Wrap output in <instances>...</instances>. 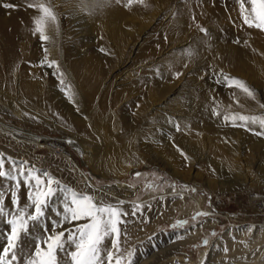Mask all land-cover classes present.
<instances>
[{
	"label": "rangeland",
	"instance_id": "obj_1",
	"mask_svg": "<svg viewBox=\"0 0 264 264\" xmlns=\"http://www.w3.org/2000/svg\"><path fill=\"white\" fill-rule=\"evenodd\" d=\"M4 1L0 0V12L7 9L1 15L8 17L9 8L3 5L10 2ZM102 1L51 0L57 14V39L46 28L48 40H41L40 34L34 38L35 44L46 42L45 48L36 45L37 50L32 52L22 45L10 91L1 87L0 75V160L19 174L28 175L30 171L33 176L47 175L57 192L66 194L68 199L75 190L89 193L105 204L124 207L127 213L132 210L128 212L126 208L134 210L139 206L134 216L124 217L128 223L122 226L127 235L120 238V250L124 251L119 254L121 264H129L130 252L131 261L141 252L147 258L155 253L158 256L171 253L148 264H243L246 257L253 259L256 253L264 251V242L253 244L242 254L222 257L217 252L225 242H246L254 238L258 229H264V138L252 141L244 122L238 119L229 120L226 125L229 131L220 142L213 131L193 134L187 130L186 109L195 107L192 95L202 92L224 104V111L229 114L264 113L260 108L264 103L262 55L258 54L261 58L257 63L225 64L217 71L214 63L206 60L208 50L199 53L202 60L191 59L194 44L206 38L210 30L218 29L217 35L239 52L248 51L254 38L261 40L264 48V31L244 24L238 0H146L139 13L123 16L117 25L107 22L103 25L100 14L103 9L129 7L128 0ZM245 7L250 11L247 0ZM214 11V19L208 21L207 15ZM45 49L49 62L57 61L59 71L56 66L41 64ZM34 54L38 60L32 59ZM96 58L106 60H102L101 72L94 70L92 60ZM176 59L179 70L171 68ZM161 72L163 85L171 86L164 95L144 96L134 87L122 91L120 99L110 103L120 88L143 76L149 81ZM61 73L64 84L60 82ZM96 76L101 80L96 98L106 88L111 104L108 113H117L121 118L115 127L107 119L96 126L92 122V110L99 105L89 97L86 84ZM225 76L246 82L255 90V100L235 84L230 86ZM34 80L40 88L31 99L25 89ZM183 95H188L192 102L186 104ZM45 100L49 106L42 103ZM137 112L163 114L172 128L159 134L167 141L164 146L158 139V146L155 143L150 150L139 140L132 147L135 161L126 162L114 150V135L122 133L128 123L134 124ZM62 113L76 121L75 128L66 126ZM139 123L129 132L132 138H140L142 123ZM148 124L153 123L148 120ZM4 125L26 132L20 134ZM168 132L180 134L182 143L170 140ZM222 142L231 146L232 152L221 150L227 157L218 159L215 148ZM108 191L115 192L117 198L109 196ZM180 191L192 198L184 206H171L175 202L173 193ZM197 197H201V206L190 209ZM120 201L123 203L119 204ZM183 221L187 223H180ZM208 221L216 223L204 226L201 236L188 245H179L188 232L198 230ZM248 225L251 232L242 234Z\"/></svg>",
	"mask_w": 264,
	"mask_h": 264
},
{
	"label": "bare ground",
	"instance_id": "obj_2",
	"mask_svg": "<svg viewBox=\"0 0 264 264\" xmlns=\"http://www.w3.org/2000/svg\"><path fill=\"white\" fill-rule=\"evenodd\" d=\"M8 1L10 2V3L8 2L9 4L15 5V7H11L8 9V13H9L8 17L2 16L4 15L2 13L7 12V9L2 8L3 9V10L1 9L2 13L0 12V75L2 76L1 87H4L5 90H7V92L10 91L12 87L11 76L14 74V72L18 70V67H19V65L17 64L20 61V49H22L24 46L25 48L31 49L33 52L34 50H37V48H35L36 45H39L41 48L46 47L45 45L46 42L44 41L38 44L37 43L35 44L34 42V38L39 33H34L35 25L33 23V17L38 16L39 12L33 7H28V5L30 3H33L34 0H8ZM104 2L105 0L102 1V3ZM146 2L147 1L145 0V3H143L142 5H139L141 3L137 2L123 9H116L115 7L109 8L108 10L103 9L102 15L100 14V17H101L100 19H102L103 25L105 24V22L111 23L112 25L113 24L117 25V22L123 16L130 14V13H134V12L139 13L143 5L146 4ZM215 12L216 11H214L213 14L209 13L207 15V20L209 19L208 21L212 20L211 18H213V16L215 15ZM46 28H48V30L50 31L52 30V35L54 36L53 39L56 40L58 37L57 24L48 25ZM217 31L218 29L210 30V34L206 38L205 37L204 39L200 38L199 41H196V43L194 44L195 46L192 48L194 49V54L193 56H191V59L194 58L197 60H202V57H200L201 55L199 53L202 52V50L203 51L208 50V53L206 52V55H205L206 60L212 61L215 65L214 70L217 71V69L220 66L225 65V64L232 63L233 65H235L239 62H246V63L256 62L257 63V60L261 58V57H258L259 55H262V58H264V50H263L264 48H263V43L261 44V40L259 41L256 38L252 39V41L250 40L251 42L249 43L250 47L248 51H243V52L242 51L239 52L238 50L234 51L235 47L234 48L229 47L228 40H223L224 38H222L220 34L217 35ZM24 54L25 56H27L26 53ZM256 56L258 57L257 59H256ZM32 59L38 60L37 55L33 56ZM102 60H105V59H102ZM102 60L101 61L99 59L97 60V58L95 61L92 60V62L94 63L93 67L95 71H100V72L102 71ZM171 68L178 69V70L180 69V64L178 62V59L173 61V63L171 64ZM162 77H163V73L161 72V73H157L151 76L149 81H147V78L144 76L142 78H137L134 81H132L131 84H128L120 88L119 93L116 94V96L112 98V102L110 103L111 104L116 103L120 99L119 94L122 91H127L130 89H133L134 87H136L138 90H141L144 96H150V97H152L153 95L162 96L171 89V86H168V84L163 85ZM100 81H99L98 76H96L93 78V81L86 84V86H88L87 92L89 94V97L95 99L96 102L98 101V105H99L97 109L92 110V115H93L92 122L94 126H96V125H100L102 121L107 119L109 124L112 127H115L120 122L121 118L118 117L117 113H108V109L111 106V104L107 100L108 90L104 88L100 92V98L98 99L96 98V95H95V91H100V86H101ZM39 88H40L39 83L36 80H34L33 82L29 81V84H26L25 90H27L26 93H28V95L30 94L32 95L31 96V99H32L35 97V95H37V92H39L38 90ZM28 95H26V98ZM183 96H184V102L188 104L191 101V100L189 101L188 95H183ZM192 98H193L195 107L194 108L191 107V109L189 110L186 109L187 114H188V118H187L188 132H191L193 134H201L206 131H213L217 135L216 141L220 142L221 138L223 139V137H225L227 132L229 131L226 125L229 123V120H232L231 117L233 115L229 114V111L228 112L224 111V108H223L224 104L223 105L220 104L219 100H213L212 98L207 96V94H204L202 92L196 93L194 94V97L192 95ZM42 103L45 106H49V103L47 104L46 100L43 101ZM51 109H54V108H51ZM61 116H64V118H66L67 127L75 128L74 125H77V123L73 118H70V116H68L66 113L64 114L62 113ZM226 116L228 117V119H225ZM148 120L150 121V123H153V124L151 125L148 124ZM138 122L142 123V124L139 123L140 127L142 128L140 129L141 130L140 135H138V137L140 138L138 139L136 136L132 138L131 136H129V132L133 129V126L134 127L137 126ZM144 125L145 127L148 126L149 129L144 130L143 129ZM258 126H259L258 124L253 125L249 123L248 126L245 127V131L249 134L250 139L254 142L256 140H261V138H264V135L256 134L258 132L264 131V128H261L260 126L259 127ZM6 127L12 129V127H9V126H6ZM81 128H83V126H81ZM171 128H172L171 122L169 121L168 118L163 116V114L154 113V114H147V115L144 114L143 115L137 112L134 124L128 123L127 125H125L123 129L124 131H122V133H116L114 135V142H115L114 150L119 155V157L122 158V160L124 159L126 162L127 161L134 162L135 158L132 156L133 145L135 146L136 143L138 144L140 140L145 145L144 147L149 148L151 150L156 146L155 143H157L156 141H158L159 139L158 142L163 143V146H164L167 141L162 139V137H159V134L162 133L164 129H167L168 131H170ZM12 130L17 131L20 134L26 132L25 130L18 131L17 129H14V128ZM171 132H168L170 133L169 137L168 136L166 137L170 138V140H173L175 143L177 141L182 143L183 138L181 139L180 134L175 135V133L171 134ZM27 134L31 135L29 132H27ZM32 136H35V135H32ZM157 146H158V143H157ZM215 149H216L215 154L218 159L221 156L227 157L222 153L221 150L226 151V152L228 151L230 153L232 152V147L228 146L224 142L221 143V146L219 145V143H217V146ZM73 162H75V164L77 163L74 159H73ZM4 167H5L4 170L10 169L9 166H4ZM16 170L14 171L12 170V172H13V175L17 176L18 178L17 180L0 178V193H3L4 198H5V203L7 204H10L9 192L11 190H15L17 192L21 203H23L27 200L34 186L33 183L29 180L28 175H20L19 172ZM172 191H175V190H172ZM107 194L111 197L117 198V195L115 192L108 191ZM173 195H175V202L171 203L170 204L171 206L172 205L178 206V207L184 206L188 198H192L189 196L187 192H183V191H180L178 193H173ZM254 198H257V197H254ZM67 199L68 197L66 196V194H61L59 192H56L55 196L49 201V205L47 209L45 210L46 218L43 221V224L47 225L49 228L51 227L50 224L48 223L49 220L57 218L56 217L57 211H59L62 208V205ZM193 200L195 202L194 204L195 206L190 207V209H193V208L196 209L201 206V197L200 198L197 197L195 199L193 198ZM178 207H173V208L177 209ZM16 210L17 209L15 208L12 209L13 212H16ZM126 210H129L128 212H130L131 210L133 211L132 208L131 209L126 208ZM10 218L11 217H7V218L0 217V250H2V248L6 245V236L10 231V226L7 224V219H10ZM86 222L87 221L85 220H81L78 222H72V223L66 224L65 227L72 229L74 228L75 224H83ZM215 223L216 222L214 221L211 223H209L208 221L204 223L202 227H199L198 230L192 231L190 233L188 232V234L185 235V237L181 240V242H179V245L183 247L193 242L194 240L198 239L201 236V233H203L204 226L213 225ZM251 230H252L251 225H248V227L242 231V234L250 233ZM242 234H240V237ZM40 235H41V230L39 227L31 230V234L28 237H26L24 240V246H25L26 251L30 250L33 247L35 238ZM111 240H112L111 236L106 238L103 242V247L111 248L112 247ZM262 242H264V229H258L256 231V235L254 236V238L249 239L246 242L238 241V240L237 241L230 240L229 243H226V242L223 243L222 247L220 248V251L217 252V255L223 257L225 255H230L231 253H234L235 255L242 254L243 252H247L250 249V247L253 246V244L262 243ZM122 251L123 250H120V253L124 252ZM169 254L171 253L165 254L163 256L161 255L158 256V254L155 253L154 255H151L150 258H147L144 256V252H141L140 254L134 256V258L131 261V264H148L149 261L154 260V259H155L154 262L156 263L158 259L165 258ZM256 254L257 256L253 257V259L252 257H246V259L243 260V264H264V251L262 253H256ZM125 255H126V252H125ZM214 255L215 254L213 253L212 256H210V259L214 257ZM222 257H221V260H222ZM66 259L67 257H63L61 264H64V260ZM113 264H115L114 261H113ZM219 264H224V263L220 262Z\"/></svg>",
	"mask_w": 264,
	"mask_h": 264
},
{
	"label": "snow or ice",
	"instance_id": "obj_3",
	"mask_svg": "<svg viewBox=\"0 0 264 264\" xmlns=\"http://www.w3.org/2000/svg\"><path fill=\"white\" fill-rule=\"evenodd\" d=\"M137 2L143 4L145 0H128V6ZM238 2L244 24L264 31V0H247L251 5L250 11L245 7L246 0H238ZM3 7L11 8L15 5L5 4ZM28 7H33L39 12L38 16L33 17L34 33H39L41 40H48L45 28L48 25H55L57 21V14L51 0H34ZM41 64L48 67L56 66L59 71L57 61L49 62L47 49H45ZM177 75L180 74L177 73ZM225 80L230 86L235 84L248 97L255 100V90L250 88L246 82L227 76ZM60 82L65 83L62 73ZM260 108L264 109V103L260 104ZM225 119L228 117L226 116ZM231 119L244 122L245 127L251 123L259 124L261 128H264V113L258 116L233 114ZM256 134L264 135V131ZM24 174L20 172V175ZM0 178L18 179L11 169L4 170L3 160H0ZM28 178L34 186L25 202L21 203L17 192L11 190L9 192L10 204H7L3 193H0V217H11L7 219L10 231L6 236V245L0 250V264H61L63 257H67L64 264H113L114 260L115 264H121L120 238L122 235H127L126 228L122 231V226L128 223L124 217L134 216L139 206L131 213H127L115 204H105L89 193H78L73 190L70 199H67L62 208L57 211V218L49 220L48 223L51 226L49 228L43 224L46 218L45 210L58 189L52 186L54 182L48 179L47 175L42 178L39 174L33 176L28 171ZM13 208L17 209L16 212L12 211ZM197 215L208 214L198 213ZM81 220L87 222L75 224L72 229L65 227L68 223ZM37 227L40 228L41 235L35 238L33 247L26 251L24 240L31 234V230ZM110 236L112 247H103L104 240ZM204 243L207 244L208 241L205 240ZM128 256L129 264H131L132 253H128Z\"/></svg>",
	"mask_w": 264,
	"mask_h": 264
}]
</instances>
